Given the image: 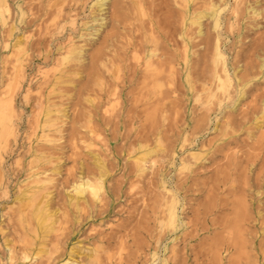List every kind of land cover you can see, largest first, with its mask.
<instances>
[{
  "label": "rangeland",
  "instance_id": "1",
  "mask_svg": "<svg viewBox=\"0 0 264 264\" xmlns=\"http://www.w3.org/2000/svg\"><path fill=\"white\" fill-rule=\"evenodd\" d=\"M176 1L157 3L164 13H177ZM95 2L88 0L82 11L72 0H0V110L9 109L10 117L0 126V264H161L163 258L167 264H264V0H185L177 24L189 52L185 79L189 74L194 86L201 84V50L208 37L219 35L229 62L237 61L241 84L233 82L225 104L210 109L215 113L205 112L186 84V96L171 99L177 111L151 134L139 124L118 125L122 106L103 99L90 75V57L111 32L109 25L95 35ZM70 14L76 26L67 23L44 62L48 47L42 51L37 42L47 31L57 32ZM71 49L84 50V60L54 72L53 60ZM102 74L106 90L115 78ZM131 98L123 102L126 111ZM222 145L232 148L213 167L212 153L205 154ZM194 156L204 168L196 170ZM219 177L228 183L213 190ZM88 181H101L102 190L94 195ZM173 183L183 188L176 229L168 222ZM210 200L215 210L197 239L189 212ZM215 242L222 245L218 250Z\"/></svg>",
  "mask_w": 264,
  "mask_h": 264
},
{
  "label": "bare ground",
  "instance_id": "2",
  "mask_svg": "<svg viewBox=\"0 0 264 264\" xmlns=\"http://www.w3.org/2000/svg\"><path fill=\"white\" fill-rule=\"evenodd\" d=\"M72 1H74L77 6L79 5V3H81L82 11L87 10L89 6L88 0H72ZM110 1L111 0H96V2L91 6L92 10H96V13H92L94 15L93 22L98 23V26H99L98 29H96L94 32L95 35L100 34L102 29H104L105 27L109 25H111V32L107 34V36L104 37V39L100 43V46L96 49L94 54L90 57L89 72H90V75H92L93 80L100 85V91L102 92L104 91L105 95L103 96V99L107 98L108 103L110 102L117 103V104L119 103L122 106V111L117 116V118H119V122H117L118 125L129 123L130 125L135 126L139 124V128H143L142 130L148 131V133L151 134L152 129L156 128L157 126L156 124H158L159 122L164 124L166 120H169L168 119L169 113L172 112L174 109L176 110V108L178 107V103H176L175 101L171 102L172 97L175 96V94H179V97L180 95L186 96L183 90L186 84L187 86L191 87L193 90L196 91V95H198L197 101L202 102V108L205 109V112L210 111L213 105H218L219 107L223 106V103H224L223 98H226V99L230 98V90L233 87L234 81L237 82V85L241 84V79L238 78L237 71H236L237 61L236 62L233 61L232 63L229 62L228 58L225 55L226 51L223 50L224 45L226 43L224 44V41L221 40L219 35L208 37V39L205 42V48L201 50V52L204 53V57H205L204 58L205 67L203 71L199 74V79H201V84L199 86H194L191 81V75L189 74L186 76V79H185V75H186L185 72L188 69L189 52L187 49V41L185 40L184 34H180V37H179L178 29H177V24L180 22L178 14H180V12H182V8L185 7V3H186L185 0H181L180 2L176 1V4L178 5L177 13H174V10H170V8H167L166 13H164L163 10H160L159 8V4L157 3L158 0H114L113 2H111V4H110ZM108 4H110L109 9L111 11V19L109 22L107 21V17H106L107 10H108ZM166 5L167 4H165V7ZM60 12H63V8L60 10ZM69 18L66 19V21H64V23L60 27H58L57 32L52 33V31L51 32L47 31L46 34L39 40V42H37L42 51L45 50L46 46L48 47L44 52V56L40 58L41 60H44V62H48V59L52 58V55L54 54V50L52 49L51 46L54 44V41L56 40V38L58 39L60 38V36L64 35L63 33L65 32L67 23L73 27L76 26V23H77L76 18L71 14L69 15ZM90 28H93V25ZM47 35H50L49 36L50 39L49 38L47 39L46 37ZM61 48H62L61 46L58 47L57 51L61 50ZM84 53H85L84 50H80L79 53L72 52V49L66 51V54L63 55L62 60H59L58 58L53 60L55 61V66H56L55 67L56 69L54 70V72H57L59 70V67H62L67 63H71L74 61H79V62L82 61ZM252 55L253 54H251V56ZM103 70H105V72L109 74L110 78L112 79L115 78L114 79L115 81L113 82V84H111L112 86L111 87L109 86L110 88L106 90L103 87L106 84V82L102 80L104 78L102 74ZM242 89L243 88L240 87V89H237V90L242 92ZM127 90L128 92L126 93L125 91ZM130 94H132V97H133L131 98L132 108L126 111L125 108H123V102L125 101L126 95H130ZM203 96L205 97L204 100L202 98ZM217 100L219 101L218 103L216 102ZM232 103L234 104V102ZM11 104H13V101L11 102ZM7 107H10V106H7ZM8 110H4V109L0 110V126L4 124L3 122H5V125H6V119L8 118L10 119V117H8V113H9ZM218 110L221 111V109H218ZM12 112H14V110ZM14 114L16 113L14 112ZM125 114H126V117L124 116ZM142 114L143 115L145 114L144 118L143 116L141 117ZM157 114H161V116L159 117L160 121L158 122L156 118ZM228 114L229 113H227V115ZM13 120H14V117L12 116V119L10 122L11 125L13 124L12 123ZM109 122L110 121H108V123ZM185 128H186L185 125L181 124V126H179V129H180L179 132H184ZM14 131L15 130L13 129V127L9 128V132L11 135H12V132ZM8 141L9 140H7V142ZM185 148L187 147L183 143V146L181 147V151ZM225 148L228 150H231L232 147L230 148L229 145H222L221 149H217L215 151L212 150L208 152L207 154H205V156H207L210 153H212V155H210L209 157V161L212 166L214 165L213 167L217 166L215 164H216L217 159L220 156L219 154H221L223 150H225ZM173 150L174 148L172 149V151ZM175 150L177 149L175 148ZM205 156H203V158H205ZM223 157L229 158L230 156L225 155ZM199 159L200 158L197 156L193 157V160L195 161L194 164H199V167L196 170H199L205 167V164L199 162ZM186 169L188 170V168ZM196 170L192 172L193 173L195 172V174H198L199 172ZM218 174L222 175L223 172H220ZM216 181L215 182L212 181L211 185L213 187V190L215 188L217 189L220 184L226 185L228 183V178L219 177L218 180ZM191 183L192 182L190 183L187 182V184L189 185ZM166 185L167 184H165V186ZM174 185H173V190H172L174 194L171 198L170 204L168 202L167 204H169L168 222L170 226L176 229V223H178L177 221L179 220V210H180V207H179L180 200H179L178 195L180 194V191L183 188L181 189L179 188L178 185H175V186ZM189 185L187 186L188 189H190V186H191ZM85 186L94 195H96L98 191L102 190L103 188L101 181L96 184L88 181ZM198 198L199 196H193L194 200H197ZM167 201H169V199ZM158 203H160L159 200H158ZM203 206L204 208L202 210L200 209V206H199L198 208L196 207L197 209H195L194 212H193V209H190V212H189L190 214H192V217H193V218L191 217L193 220H192V223L190 222V224L193 225L194 223L195 225L196 236L194 237L197 239L201 238L200 236L201 231H204L205 229H207L202 224V222H205L207 220L206 218L208 217V215H210L213 212V209L215 208L216 204L213 205L212 201L210 200L209 202L205 203V205ZM242 206L240 205V207ZM242 208H239V211H238L239 219L245 215V214H242L240 211V209ZM207 224H208V220H207ZM230 231H233V230H230ZM163 240H167V239H163ZM219 245L222 246L221 243L219 244V242H215L214 249L218 250ZM241 245H238V246L241 247ZM244 245H242V247ZM166 249L164 250V252L166 251ZM160 263L167 264L164 258L161 260ZM64 264H75V263L68 261Z\"/></svg>",
  "mask_w": 264,
  "mask_h": 264
}]
</instances>
